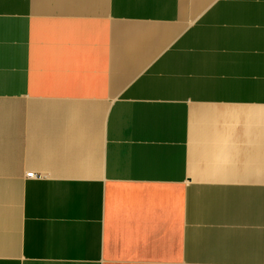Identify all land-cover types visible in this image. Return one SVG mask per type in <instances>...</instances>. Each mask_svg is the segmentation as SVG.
Here are the masks:
<instances>
[{
  "label": "crops",
  "instance_id": "crops-1",
  "mask_svg": "<svg viewBox=\"0 0 264 264\" xmlns=\"http://www.w3.org/2000/svg\"><path fill=\"white\" fill-rule=\"evenodd\" d=\"M0 264H264V0H0Z\"/></svg>",
  "mask_w": 264,
  "mask_h": 264
},
{
  "label": "built area",
  "instance_id": "built-area-1",
  "mask_svg": "<svg viewBox=\"0 0 264 264\" xmlns=\"http://www.w3.org/2000/svg\"><path fill=\"white\" fill-rule=\"evenodd\" d=\"M27 176H28V177H33L34 174H33L32 172H28Z\"/></svg>",
  "mask_w": 264,
  "mask_h": 264
},
{
  "label": "rangeland",
  "instance_id": "rangeland-1",
  "mask_svg": "<svg viewBox=\"0 0 264 264\" xmlns=\"http://www.w3.org/2000/svg\"><path fill=\"white\" fill-rule=\"evenodd\" d=\"M30 172H32V171H30ZM33 174H34V176L33 177H35L36 175H35V173L34 172H32Z\"/></svg>",
  "mask_w": 264,
  "mask_h": 264
}]
</instances>
